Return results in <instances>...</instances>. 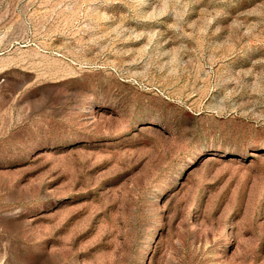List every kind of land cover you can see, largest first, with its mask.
I'll use <instances>...</instances> for the list:
<instances>
[{"label": "rangeland", "instance_id": "rangeland-1", "mask_svg": "<svg viewBox=\"0 0 264 264\" xmlns=\"http://www.w3.org/2000/svg\"><path fill=\"white\" fill-rule=\"evenodd\" d=\"M0 264H264V0H0Z\"/></svg>", "mask_w": 264, "mask_h": 264}]
</instances>
